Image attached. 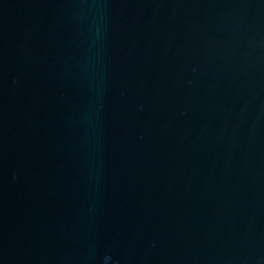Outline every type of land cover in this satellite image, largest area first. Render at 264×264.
I'll return each instance as SVG.
<instances>
[{
	"label": "water",
	"instance_id": "obj_1",
	"mask_svg": "<svg viewBox=\"0 0 264 264\" xmlns=\"http://www.w3.org/2000/svg\"><path fill=\"white\" fill-rule=\"evenodd\" d=\"M0 264H264V0H0Z\"/></svg>",
	"mask_w": 264,
	"mask_h": 264
}]
</instances>
